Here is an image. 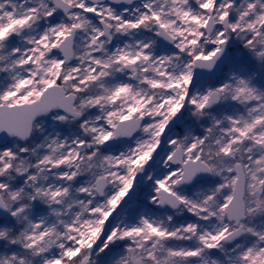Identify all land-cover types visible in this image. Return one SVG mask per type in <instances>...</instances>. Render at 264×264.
<instances>
[{
  "label": "snow or ice",
  "instance_id": "1",
  "mask_svg": "<svg viewBox=\"0 0 264 264\" xmlns=\"http://www.w3.org/2000/svg\"><path fill=\"white\" fill-rule=\"evenodd\" d=\"M0 264H264V0H0Z\"/></svg>",
  "mask_w": 264,
  "mask_h": 264
}]
</instances>
